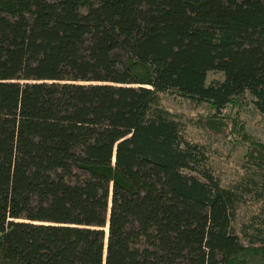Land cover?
<instances>
[{
    "label": "trees",
    "instance_id": "16d2710c",
    "mask_svg": "<svg viewBox=\"0 0 264 264\" xmlns=\"http://www.w3.org/2000/svg\"><path fill=\"white\" fill-rule=\"evenodd\" d=\"M167 93L264 117V0H0V264H264Z\"/></svg>",
    "mask_w": 264,
    "mask_h": 264
},
{
    "label": "rangeland",
    "instance_id": "374dc122",
    "mask_svg": "<svg viewBox=\"0 0 264 264\" xmlns=\"http://www.w3.org/2000/svg\"><path fill=\"white\" fill-rule=\"evenodd\" d=\"M219 72L207 75V84L222 80ZM157 103L175 115L185 127L186 137L207 146L213 174L223 188L248 184L236 208L233 226L244 245V227L264 223V117L246 94L240 102L216 115L208 104H196L174 94L159 95Z\"/></svg>",
    "mask_w": 264,
    "mask_h": 264
}]
</instances>
